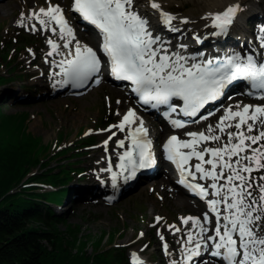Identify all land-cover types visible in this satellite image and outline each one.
<instances>
[{
    "label": "snow or ice",
    "instance_id": "snow-or-ice-1",
    "mask_svg": "<svg viewBox=\"0 0 264 264\" xmlns=\"http://www.w3.org/2000/svg\"><path fill=\"white\" fill-rule=\"evenodd\" d=\"M148 3L159 13V21L164 27L179 31L173 25L176 16L163 11L156 0H148ZM135 4L136 0H73L71 11L98 31L99 52L106 60L98 55L97 50L82 45L76 39L59 4H52L49 0L47 8L29 11L27 19L34 21L29 26L30 31H50L63 42L60 44L51 37L46 39L50 48L46 55L63 57L51 62L53 67L59 68V72L51 75L60 77L52 83L53 88H85L94 77L99 83L98 76L107 67L113 79L131 85L130 90L139 98L141 105L153 109L167 106L166 118L177 111L184 116L195 117L206 104L219 99L225 89L236 81L247 82L254 90L247 95L252 96L256 92L259 93L256 98L264 100V59L258 60L254 54L233 52L219 63L203 59L196 62V56L185 57L178 52L170 54L165 47L169 42L153 34L149 20L138 12ZM239 10L240 6L234 5L222 13H208L204 18L210 19L211 24L205 27L215 29L210 33L213 36L227 35ZM24 20L25 14L21 12L17 24L23 26ZM180 23L186 24L188 20L181 19ZM193 38L202 42L198 36ZM256 38L260 48L264 49V26L259 28ZM179 47L186 48L185 45ZM61 48L68 51L62 52ZM28 51L31 52V49ZM173 100L178 104L182 102V106L174 107L170 103ZM223 111L215 128L210 125L207 129L208 133L218 131L226 134L227 142L222 146L201 148L204 142H219L222 139L221 135L205 132H187L188 140L171 135L162 145L164 158L175 165L180 174L177 182L207 204L202 218H180L184 225L191 222L190 228L168 226L176 233L183 231L186 236L180 247L182 259L173 260L171 264H196L197 258L205 252L218 259L220 264H264V226L261 224L264 220V175H253L264 170V104L230 105ZM116 115L121 116V113ZM169 122L177 129L185 127L180 119H170ZM113 128L120 132L127 128L126 139L131 141L116 164L120 169L119 175L129 181L140 170L149 169L156 162L151 151L152 141L148 139L149 130L136 112L129 108L118 124L102 130L111 132L103 142L105 150L116 136V132L111 131ZM232 128L235 131L226 132V129ZM115 143L119 148L125 146L124 139ZM101 171L111 174L115 188L118 174L113 171L112 162L109 161L108 167ZM161 219L156 217L157 224ZM160 239L164 240L163 235ZM163 247L167 251V243ZM131 260L132 264H143L135 252L131 254Z\"/></svg>",
    "mask_w": 264,
    "mask_h": 264
},
{
    "label": "rangeland",
    "instance_id": "rangeland-1",
    "mask_svg": "<svg viewBox=\"0 0 264 264\" xmlns=\"http://www.w3.org/2000/svg\"><path fill=\"white\" fill-rule=\"evenodd\" d=\"M6 1H11L12 5L7 14L0 15V45L3 48L0 51V145L25 141L37 143L34 154L44 165L31 168L28 176L39 175L47 170H60L71 175L64 192L47 185L41 187L44 190H37L53 193L48 196L49 202L53 203L49 207L54 216L63 220L59 224V232L67 238V242H73L74 238L87 242V254L96 251L99 245L100 250L113 246L122 252L127 251L129 259L133 251H142L143 259L148 260L149 264H169L173 259L177 260L179 256L177 259L168 257L163 247L167 242L165 234L171 235L173 231L168 226H176L181 217H201L204 213L201 204L196 201L198 212L178 204L171 184L159 183L162 168L154 178L144 180L134 188L127 187L126 190L119 191L120 197L116 200L107 201L104 197L109 196V193L101 188H106V185L101 184V177L97 172V164L105 151L102 142L111 135V132L102 130L119 123L120 116L116 113L124 114L129 103L138 106L148 116L147 123L156 136L154 139L159 153L169 130H164L159 135L163 124L161 126L154 117L147 114L146 109L139 106L137 100L126 90L105 80L97 85H90L82 92L53 90L48 77L50 68L45 75L41 69L47 56L48 35L40 30L32 32L25 26L16 25L22 11L45 6L49 0ZM61 1L63 4L64 1ZM64 3L81 40H89V34L78 24L70 10L71 0ZM190 8L191 4L186 3L182 7H172V12H186ZM252 10L246 17L248 20L244 19L241 26L246 29L247 38L244 39L248 41L257 37L256 30L264 26V0H256ZM181 33L175 31L174 36L185 41ZM228 34L232 36L233 33ZM218 37L220 36L209 37L210 43L205 49L209 50L211 46L218 44L219 42H213ZM240 41L236 36V43L239 44ZM92 44L95 46L93 39ZM221 45L223 48L230 46L227 42ZM252 47L255 50L257 46L254 44ZM242 50L245 52L247 49ZM256 52L259 57V50L256 49ZM235 97L230 96L228 100H234ZM243 98L248 100L244 96ZM117 101L122 104H117ZM222 138L227 139L225 136ZM87 145L93 146L85 148ZM160 160L162 162V153ZM253 175L259 177L264 175V171ZM156 217H162L158 224ZM261 224L264 226V220ZM161 229H164V234ZM160 235H163V241ZM177 239L175 236L170 238L172 243ZM75 249L76 247L73 248L74 252ZM174 250L177 251L173 249L172 253ZM205 261L207 264H220L212 259Z\"/></svg>",
    "mask_w": 264,
    "mask_h": 264
},
{
    "label": "bare ground",
    "instance_id": "bare-ground-1",
    "mask_svg": "<svg viewBox=\"0 0 264 264\" xmlns=\"http://www.w3.org/2000/svg\"><path fill=\"white\" fill-rule=\"evenodd\" d=\"M3 1V3H0V15L2 14H7L8 10L10 9L12 2L11 1H6V0H0ZM61 0H50V2L52 4H59L63 9H64V14H65V18L68 20L70 26L73 28V31L75 33L76 39L79 40L81 42L82 45H87L92 47L94 50L95 48L93 47L92 44V39L94 40V36L90 38V36H88L89 40L88 43L84 42L81 40L80 34L77 32L76 27L74 26V24L72 23L71 19H70V15L68 14V10L67 7L65 6L66 0H63V4ZM157 3H159L161 5V9L165 12H168L174 16L177 17V20L173 21V25L174 27L178 28L181 33V35L187 40L182 41V40H178V37L174 36L175 31H170L168 30L166 27H164L160 21H159V13L153 9H151V7L149 6L148 0H136V4L135 7L137 8L138 12L147 17V19L149 20V26L150 29L153 31L154 35H158L161 37L162 40L168 41L169 43L165 45V47H167L169 49V53H173V52H178L181 55H184L185 57H191V56H196L197 57V61L200 59V57H202L201 55L203 54H196L199 51H201L202 49H205V46L207 44H209L210 42L208 41L209 37H215L213 35H211L210 33L215 31V29L210 28V27H205L206 24L210 25L211 24V20L210 19H205L204 17L206 16V14L208 13H221L223 12L227 7L229 6H234V5H239L240 6V10L237 12L235 19H234V23L230 26L229 31H232V33L237 34L238 38L241 39L240 43L236 46V48L234 47L233 49H229V48H225L222 49L220 48V46H215L213 48V51H216V54L218 56H221L222 58L226 57L227 55H230L233 52H239L240 49H247V52L244 53V51L241 53L242 55L245 54H256V49L257 51H261V54L258 56H255L258 60L264 59V49L260 48V43L257 40V38H253L251 41L245 40L244 38H247V34H246V29L245 27H241L242 26V22L247 15L252 12V7L253 4H256V0H156ZM26 4V2H24ZM186 3L191 4V8L186 11V12H172V7H182L184 6ZM24 4V5H25ZM48 4L45 6H40V7H45L47 8ZM40 7H36L35 9L31 10V11H38V9ZM71 10V9H70ZM25 14V20H24V25L26 28H29V26L34 23V21L28 20L27 19V15L29 13V11L26 12V10L22 11ZM21 16V14H20ZM20 18V17H19ZM18 18V19H19ZM187 19L188 23L186 24H182L180 23L181 19ZM17 19V21H18ZM16 21V25L19 26L17 24ZM37 28H39V25H37ZM161 31V32H159ZM228 31V32H229ZM45 35H48V38L51 37L54 40H57L58 43L62 44V41H59L58 36L57 35H53L50 31H43ZM256 33L259 34V28L256 30ZM200 37V40L202 42H197L193 37ZM221 36V35H220ZM244 40V41H243ZM243 41V42H242ZM256 45L257 47L254 48L252 47V45ZM48 45V44H47ZM179 45H185L186 48H180ZM50 51V48L48 46L47 52ZM62 52H67V49H63L61 48ZM194 51H197L196 53ZM203 53V52H202ZM209 53H206V56ZM63 57H61L60 55H56L54 54L53 56L49 57L46 56L44 63H42V73L45 75V73L47 72V70L50 68V74H49V78L51 80V87H52V83L54 82L55 79H60V77H53L51 74L55 73V72H59V68L58 67H53L52 65V61H59L60 59H62ZM204 61L207 60V58H203ZM47 61V62H46ZM189 64L192 63L191 60L188 61ZM43 75V76H44ZM42 77V75H41ZM92 85V84H91ZM53 90H60V92L65 91V89H67L66 87H58V88H53ZM138 99V98H137ZM239 99H242V101H244L245 98L243 97H239ZM122 103L120 102L119 105H121ZM236 104H240L241 106L244 105L242 103L239 102H234L233 104H231L232 106H235ZM249 105H260V104H249ZM230 106V105H229ZM131 108L133 109L137 116L140 117V119H142L144 121V126L149 130L150 132V126L147 123V119L148 116L142 112L138 106L136 105H132L131 103H129L128 105V109ZM127 109V110H128ZM224 110V109H223ZM127 112V111H126ZM125 112V113H126ZM221 112V111H220ZM224 114V111H222L219 115V117L216 119H214L213 117H211L209 120L207 121H202V122H198V123H192L188 126H185L182 129H177V128H173V126L168 122L169 120L166 119L165 120V124L163 126V128L161 129V131L158 133L159 135L164 131V130H170L171 128H173V131L170 132V134H168L167 136H165V138L163 139L162 145L164 142H166V140L171 136V135H177L180 139H184V140H188L190 139V137L186 136L185 133L187 132H205L206 134H216V135H221L222 136H226V134H221L218 131H215L213 133H208L207 129L208 127L211 125L213 128H215V124L219 121V118ZM123 115V114H122ZM122 115L120 116V119L122 118ZM214 119V120H211ZM120 121V120H119ZM207 123H210V125H207ZM118 124V123H117ZM135 127V125L133 126ZM114 132H116V136H114L112 138V140L109 141L108 146H107V150L104 151L103 154H101V160L98 162L97 167L99 168V170L97 171L98 174H100L101 177V184H106V186L109 188H113L112 186V181H111V174L105 171H101V169L103 168H107L109 161L112 162L113 165V171L117 172V181H116V187L113 188L114 189H118L117 191L122 190L123 186L128 185V182L124 180V178L122 176L119 175L120 173V169L116 167V164H118L119 161V156L121 154H123L124 151H126L128 149V145L131 143V141L129 139H126L127 137V128L125 129L124 132H120L118 129L113 128L112 129ZM227 131H235L234 128L232 129H226ZM255 134V133H253ZM107 139V138H106ZM105 139V140H106ZM118 139H124L125 140V146L124 148H119L117 147L115 141ZM104 142V140H103ZM102 142V145H103ZM227 142V139H225L223 141V143ZM219 142L217 141H209V142H204L200 145V147H219L222 146V144H219ZM262 143H264V141H262ZM104 146V145H103ZM255 147V146H254ZM105 148V147H104ZM163 148V147H162ZM206 158H208L206 156ZM235 159V158H234ZM165 162H169L165 159ZM171 165H173L171 162H169ZM191 163H195V161H192ZM173 167H175V165H173ZM205 167H209L207 165H205ZM176 169V168H175ZM264 171V170H261ZM257 172H254L253 174H256ZM173 177H175L177 180H179L180 178V174L179 172L176 170L173 174ZM99 180V181H100ZM190 180V178H189ZM167 182H169V184H171V188L172 190L174 189L175 192V199L176 202L180 205H185L193 210H195L196 212H198V207L196 206V200L194 199H189L188 194L185 193L177 184L175 181H173L169 176L166 177L164 175H160V180L159 183L162 185H166ZM201 184H204V181H197ZM221 183H223V181H221ZM156 183H154L155 185ZM120 188V189H119ZM170 189V188H169ZM173 192V193H174ZM115 196H119L117 195V193H112L111 197L107 196L106 198L111 199L114 198ZM211 198V197H209ZM204 203V209L207 211V204L206 201L203 200ZM153 210H155V206H153ZM197 217V216H196ZM202 218V217H200ZM214 226V225H213ZM177 228H181V229H186V228H190L191 227V222H189V225H184L181 223V220L179 223H177L176 225ZM161 233L164 234V229H161ZM211 234V233H209ZM178 237L177 241H175V243H172L170 238L172 237ZM165 238H166V243L168 245V249L166 254L168 255V257L170 258H174L177 256H179V258L177 259V261H180L182 259V256L180 254V247H181V243L186 240V236L184 235V232H179L176 233L173 229V231L171 232V235L169 234H165ZM173 249H177V251H173L174 253H172ZM137 254V257L143 262V264H148V260H144L142 257V251H133ZM132 252V253H133ZM131 253V254H132ZM210 255H208L207 252L203 253V258L201 261H199V263H202L203 261H205L207 258L212 259V260H216V258L213 257H209ZM201 259V258H200ZM175 260V259H173ZM172 260V261H173ZM198 260V258H197ZM218 260V259H217ZM171 261V262H172ZM171 262L169 264H171Z\"/></svg>",
    "mask_w": 264,
    "mask_h": 264
},
{
    "label": "trees",
    "instance_id": "trees-1",
    "mask_svg": "<svg viewBox=\"0 0 264 264\" xmlns=\"http://www.w3.org/2000/svg\"><path fill=\"white\" fill-rule=\"evenodd\" d=\"M36 147L31 141L0 145V264H129L126 251L100 250L98 245L87 254V242H67L59 232L63 220L48 204L53 193L25 185L34 181L64 192L71 175L47 170L24 180L31 168L44 165L34 154Z\"/></svg>",
    "mask_w": 264,
    "mask_h": 264
}]
</instances>
